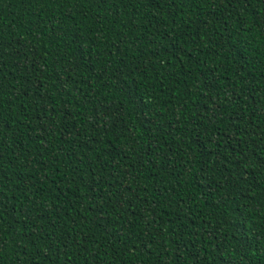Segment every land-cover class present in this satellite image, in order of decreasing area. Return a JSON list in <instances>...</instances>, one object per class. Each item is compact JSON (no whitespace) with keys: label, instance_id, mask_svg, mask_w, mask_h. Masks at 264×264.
Wrapping results in <instances>:
<instances>
[{"label":"trees","instance_id":"1","mask_svg":"<svg viewBox=\"0 0 264 264\" xmlns=\"http://www.w3.org/2000/svg\"><path fill=\"white\" fill-rule=\"evenodd\" d=\"M0 264H264V0H0Z\"/></svg>","mask_w":264,"mask_h":264}]
</instances>
